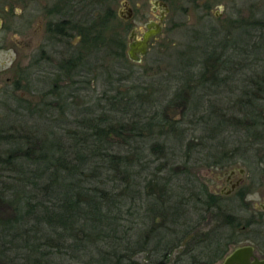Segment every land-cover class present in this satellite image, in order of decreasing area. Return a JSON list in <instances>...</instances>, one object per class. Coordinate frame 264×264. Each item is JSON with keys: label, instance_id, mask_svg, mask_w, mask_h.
Wrapping results in <instances>:
<instances>
[{"label": "rangeland", "instance_id": "374dc122", "mask_svg": "<svg viewBox=\"0 0 264 264\" xmlns=\"http://www.w3.org/2000/svg\"><path fill=\"white\" fill-rule=\"evenodd\" d=\"M151 1L109 0L104 6L106 8L111 6L115 11L117 17L112 23V31L119 37L123 36L127 45L133 27L142 29L147 20L154 19ZM123 2H127L134 11L136 18L132 22L126 23L118 16L119 12L124 10ZM203 2L204 0L173 2V11L164 22L162 35L151 43L149 54L141 64L125 62L109 55L105 57L106 53L103 52H99L95 60L94 57L88 58L87 66L92 69L101 63L105 68L113 69V84L106 83L104 73L101 72L100 75L99 72L94 71L92 75L88 74L87 82L79 86L70 87L68 81L61 82L63 89L59 94L63 98L70 97L65 103L54 95H44L54 89L46 73L43 75L38 73L39 69L33 70L32 75L35 80L33 84L29 71L31 59L44 42V25L47 18L41 9L48 2L37 0L30 4L29 0H0V18L5 25L0 32V186L6 190L8 199L6 202L0 201V223L10 224L15 217L26 215L27 208L24 202L37 193L33 188L32 181L35 177L32 172L27 183L29 185L26 188L20 186L23 185L19 183L21 175L6 162L9 154L24 145L25 148H33L32 154L39 155L43 152L41 149L43 147L47 153V149H50L48 162L52 163L53 157L64 152L67 161L76 165L72 148L85 135L91 140L93 136L89 125L93 118L129 125L134 121L156 117V120H167L173 126L176 125L175 130H166V136L162 138H147L145 144L149 146L154 142L163 144V153H150L149 148H144L142 159L145 166L141 165L139 171H143L147 163L151 171H156L158 168L163 170L161 175L164 177H169V172L180 174L187 169L189 174L197 177L199 185L200 183L205 185L209 192L214 193L217 186L225 185L226 172L235 168L243 169L245 182L238 191L241 193L237 192L230 198H221V202L228 213L240 216L244 225L255 217L254 210L264 205V119L255 120L252 117L247 123L241 124L240 120L245 121L248 117H243L242 113H250L249 107H251L247 105L246 99L243 98L242 102L241 98L245 92L256 91L250 81L257 79V73L264 74V50L263 54L252 53L253 51L249 50L247 51L249 54L245 53V58H242L243 55L241 56L240 53L243 52V45L249 42L251 47H256L257 44H261L262 38L259 40L260 32L252 29L249 33L239 30L238 22L247 19L249 22L258 21L263 24L264 0H211L207 4L211 7L210 11L202 10ZM208 13L211 15L209 16ZM214 14L222 18L216 19ZM249 34L250 40H247L246 35ZM215 35H219L215 37V43L220 45L225 43L229 52L237 56L235 60L232 58L234 60L231 63L232 67L224 73L226 81L213 85L216 80L211 76L213 80L208 82L210 85L199 89L191 85L197 91L190 90V96L182 91L180 97L182 99L175 100L176 93L182 86L185 87L188 77L197 72L192 65L196 60H200V50L205 46V38L210 39ZM251 36H256L257 40L251 39ZM115 37L117 36L114 34ZM56 51L61 49L57 48ZM48 55L53 59L56 57L51 50ZM35 85L36 91H34ZM258 93L256 103L264 105V91ZM56 101L59 102V106L55 105ZM191 107L193 110L190 111ZM260 109H262L260 114L264 117V107ZM253 113L257 114V111L252 110L250 114ZM256 121L259 124L257 128ZM246 128L253 133L256 131L261 134L262 139L255 142L249 133L250 130ZM28 137L31 138L30 145L26 144ZM125 137L131 145L124 144V141L118 140L115 136L110 141L120 142L114 144L118 147L123 146V152L128 154L134 147L141 146V142L133 141L129 131ZM223 152L226 153L227 159L225 165L209 166L211 162L207 160L208 157L220 156L219 153ZM40 167L45 168L46 163ZM24 168L29 171L35 167ZM143 174L147 177L149 171ZM115 177L119 175L116 174ZM145 177L142 176L141 185H144ZM108 180L113 179L106 176L97 179L99 185H103V182ZM169 180L173 183L177 181L174 178ZM126 182L128 177L125 179ZM116 183L122 185L119 180H116ZM107 186L110 193L118 194L121 191V189L114 190L113 184L109 183ZM144 192L147 194V189L142 190V193ZM125 196L128 199V196L131 197L133 194L127 192ZM145 197L147 200V195ZM10 201H20L16 203V211L7 204ZM137 201V205L130 209V216L126 211L130 205L136 203L128 204L123 208L124 219L129 218V221H122V225L127 228L128 235L133 236V243L129 244L130 250L124 253L129 259L127 263L152 264L161 257L151 252L152 244L146 250L136 243L144 239L151 241L158 224L147 217L145 211L148 210V202L140 203L139 199ZM257 215L262 221L238 234L236 238L239 243L231 245L228 253L215 264H222L226 256L236 247L248 244L255 247L260 258H264V213ZM196 220L197 217L194 218L192 225ZM223 220L220 214H216L201 222L187 240L181 241L171 251L168 257L169 264H194L192 248L200 243L208 232L222 229ZM122 230L120 226L116 237L125 234ZM225 230L230 231L229 228ZM36 231V234L40 231L38 240L44 241L43 226L41 229L37 227ZM9 233L10 238H13L15 228L11 227ZM113 233L111 231V234ZM78 234V238L74 237L71 242L65 241L63 244L61 242V249L64 250L61 255L56 254L58 250L56 246L54 247V242L53 247L42 244L38 256L44 255L48 260L52 258L51 253H54L53 256H57L54 260L56 264H111L110 259L106 260V258L113 255H107L115 251L113 247L123 251L122 246L115 244L112 247L109 244L110 237L101 236L98 239L100 240L98 246L92 244L88 246L84 234ZM73 236L77 234L73 232ZM21 246L22 248L11 252L6 251L5 247V252L0 253V264H31L30 260L34 257V252L30 251L28 245ZM34 246L32 249L37 248L36 245Z\"/></svg>", "mask_w": 264, "mask_h": 264}, {"label": "trees", "instance_id": "16d2710c", "mask_svg": "<svg viewBox=\"0 0 264 264\" xmlns=\"http://www.w3.org/2000/svg\"><path fill=\"white\" fill-rule=\"evenodd\" d=\"M238 24L240 25L238 27L239 30L249 33L252 29L255 32H260L259 40L262 38L261 44H257L256 47H251L249 42H246L247 45H243V52L240 53L241 56L243 55L242 58L249 54L247 52L249 50H252V53L263 54L264 22L262 24L258 21L249 22L247 19H243ZM246 36V39L250 40V34ZM215 37H219V35H215L210 39L205 38V46L200 50V60H196L195 66L192 65L197 72L188 77L185 87L182 86L176 93L175 100L180 99L182 91L190 96L189 91L193 89L191 85L197 87V89L210 85L208 82L212 79L211 76L216 80L213 85L226 81L224 73L232 67L231 63L237 56L233 52H229L225 43L221 45L215 43ZM117 39H114L115 43ZM251 39L257 40L256 36H251ZM120 41L122 44L119 51L120 57L125 59L124 44L122 40ZM208 74H210V79L207 76ZM256 76L257 79L250 81L256 91L245 92L241 101L243 102L246 99L247 105L251 106L249 107V112L251 113L253 110L257 111V114L253 113L251 115L243 112V117H248L245 118V121L241 119V124L247 123V120H251L252 117L255 120L264 119L262 114H260L262 110L260 108H263L264 105L256 103L258 100L256 98L257 93L264 91V74L260 75L257 73ZM197 89L193 90L197 91ZM191 110H193L192 107ZM108 123V120L92 119V123L89 125L90 129H92L91 136H93L91 140L88 135H85L82 138L84 140L77 142L72 148L76 157V165L67 161L66 153L64 152H61L62 154L57 157H53L52 163L48 162L50 149H47V153L43 147H41L43 152L39 155L32 154L33 148H25L24 145L9 154L6 162L12 165L15 171L21 175L19 183L23 185L20 186L26 188L29 185L27 183L32 172L33 177H35V179L33 178L34 181H32L34 183L33 188L37 193H34L30 199L24 202L27 208L26 215L15 217V220L10 224L0 223V249L2 247L0 253L5 252V247L6 251L11 252L14 249L22 248L21 245L25 244L28 245L30 251L34 252V257H31L32 260H30L31 264H56L54 260L57 256H53L54 253H51L52 258L48 260L45 259L46 256L44 255L43 257L38 256L42 244L53 247L52 244L55 242L54 247L56 246L58 250L56 254L61 255L64 252L61 249V242L62 244L65 241L71 242L74 237L78 238V233H82L87 239L86 243L88 246L91 244L98 246L100 242L98 239L101 236L102 238L110 237L109 244L112 247L115 244L122 246L123 251L116 250V247H113L114 249L111 247L115 251L107 254L113 255L107 257L106 260L110 259L111 264H132L127 263L129 259L126 258V253H124L130 250L133 236L131 234L128 235L127 228L122 225V221H129V218L124 219L123 208L128 204L136 203L130 205L128 211H126L130 216V209L137 205V199H139L140 203L148 202V210L145 211L147 217L158 224L151 241L150 239H144V241L136 243V245L138 244L137 246L146 250L152 244L151 252L154 255L161 256L159 261L155 260L152 264H169L168 257L171 251L181 241L187 240L191 233L194 232V229L208 217L220 214L224 218V226L217 232H208L200 243L194 244L195 246L192 248L194 264L217 263L228 253L231 245L239 243L236 238L238 234L262 221L258 219L259 215L254 212L257 219L253 217L252 220L247 221L244 225L240 216L228 213L222 205V199L216 194L209 192L205 185L201 183L199 185L197 177L189 174L187 169L180 174L169 172L170 176L164 177L161 175L163 170L158 168L156 171H151L150 165L147 163L146 168L143 171H139V167L143 165L144 161L142 159L144 148H149L150 153H163V144L154 142L153 145L149 146L145 144L147 138H162V136H166V130H175L176 125L173 126L167 120H156V117L134 121V123L129 125L120 122ZM257 123L258 121L255 122L256 128L259 125ZM127 131L131 133L133 141L141 142V146L134 147L130 154L123 152V146H116L114 143L117 141H110L115 136L118 140L125 142L122 143L131 145L130 141L125 137ZM249 133H251L255 142L262 139V135L256 131L253 133L250 130ZM27 140L26 144H32L31 138L28 137ZM117 144H120V142H117ZM219 154L220 156L215 155L213 158L208 157L207 160L211 162L209 166L225 165L224 163L227 161L226 153ZM45 163L46 167L41 168L40 166ZM26 166L27 168H35L27 171L24 168ZM147 170L149 174L145 177L143 173ZM116 174L119 177H115ZM104 176L113 180L104 181L103 185H99L97 179ZM142 176L145 177L143 178L144 185H141ZM126 177H128V182L125 183ZM170 178H174L177 181L173 183L172 180H169ZM167 179L169 181L165 182ZM116 180H119L122 185L116 183ZM109 183L115 186L114 190L121 189V191L118 194L115 192L110 193L108 186L106 187ZM144 189H147V194L144 192L147 195V200L146 195L142 193ZM5 191L0 186V201H8ZM127 192L128 194H133L131 197L128 196L129 200L125 196ZM123 199H127V201H123ZM17 202L20 201H10L7 204L16 211ZM195 217H197V220L192 225ZM42 226L44 241L38 240L40 231L36 234L37 227L41 229ZM120 226L125 234L121 237H116ZM11 227L15 228L13 238H10L11 234L9 233ZM109 228L112 230H109ZM225 228H229L230 231L225 230ZM111 231L114 233L111 234ZM73 232L77 236H73ZM37 235L38 237H36ZM147 237L149 238V235ZM34 245L37 246L36 249H32V247H35ZM86 249L90 250V248Z\"/></svg>", "mask_w": 264, "mask_h": 264}, {"label": "flooded vegetation", "instance_id": "af4514ba", "mask_svg": "<svg viewBox=\"0 0 264 264\" xmlns=\"http://www.w3.org/2000/svg\"><path fill=\"white\" fill-rule=\"evenodd\" d=\"M34 1L36 2L37 0H29V3L31 4ZM108 1L109 0H46L48 4L43 5L41 9V12L47 18L44 25V42L29 63V71L32 76L31 82L33 84L35 80H33L34 75H32V71L37 69H39L38 73H43V75L46 73L50 80L49 82L53 83V91L49 94H44L45 96L54 95L58 100L62 99L63 102L67 103L66 101H68L70 97L63 98L59 94V91L63 89L61 82L68 81L70 87L75 85L79 86L87 82L86 79L88 74L92 75L93 71L99 72L98 74L100 75L101 72L104 73V75H106V83L108 85L111 83L113 84L112 68L111 70L105 68L102 63L96 68L93 67V69L87 66L88 58L94 57L95 60L99 52L106 53L105 57L109 55L110 57L113 56L125 62L141 64L143 59L149 54L151 43L162 35L164 22L173 11V2H176V0H152L151 12L154 19L147 20L143 24L142 29H138L137 26L133 27L128 36L127 45L126 39L123 36L119 37L116 35V32L112 31L111 26L117 16L111 6L107 8L104 7L107 5ZM210 1L211 0H204L201 5L202 10L210 11L211 7L207 5ZM123 7L124 10L120 11L118 16L126 23L135 20L134 11L129 7L127 2H123ZM123 13H126V15ZM208 14L209 16L211 15L210 13ZM214 15L216 19L222 18L220 15ZM0 20L2 22L1 32L5 25L1 18ZM158 26H160L161 31L150 37L147 53L144 56H140L141 60L139 62L133 61L129 57L131 45L142 42L145 36L151 35L157 31ZM114 34L117 36L115 38H118L116 43L114 42ZM120 40H122L124 44L125 59L120 57L119 51L122 45ZM57 48L61 49V51H56ZM50 50L56 55L55 59L48 55ZM207 76L209 78L210 74ZM35 87L36 89L34 91L37 90L36 85L34 88ZM46 104L51 106L49 103ZM55 105L59 106V102L56 101ZM242 170L243 169L235 168L226 172L224 174L225 185L222 187L217 186L216 188L219 190L216 189L214 194L220 198H230L237 194L245 182V171ZM238 193H241V191ZM238 196L240 198V195ZM254 212L257 214L264 213V205L260 208H256Z\"/></svg>", "mask_w": 264, "mask_h": 264}, {"label": "water", "instance_id": "95a60500", "mask_svg": "<svg viewBox=\"0 0 264 264\" xmlns=\"http://www.w3.org/2000/svg\"><path fill=\"white\" fill-rule=\"evenodd\" d=\"M2 22L0 20V30ZM161 31L160 26L158 30L151 35L145 36L142 42L131 45V50L129 51V57L136 62L141 60L140 56H144L147 53L149 39L153 34H158ZM139 55V56H138ZM243 171V170H242ZM222 264H264V258H260L257 255L255 248L252 245H242L236 247L231 251Z\"/></svg>", "mask_w": 264, "mask_h": 264}]
</instances>
